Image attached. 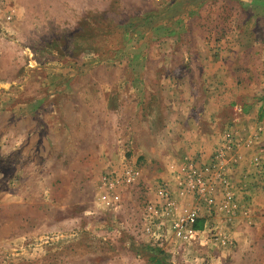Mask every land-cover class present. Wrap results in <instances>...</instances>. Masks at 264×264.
<instances>
[{"label":"rangeland","instance_id":"374dc122","mask_svg":"<svg viewBox=\"0 0 264 264\" xmlns=\"http://www.w3.org/2000/svg\"><path fill=\"white\" fill-rule=\"evenodd\" d=\"M238 53L264 74V0H0V264L146 261L139 209L152 185L172 188L176 164L210 156L225 130L241 138L231 120ZM204 85L232 105L208 110L219 137L190 154L192 131L206 130ZM188 86L193 95L179 92ZM125 165L142 184L106 208L99 177ZM245 196L222 226L224 248L170 236L156 247L170 264H264V201L250 212Z\"/></svg>","mask_w":264,"mask_h":264},{"label":"built area","instance_id":"2783aa9c","mask_svg":"<svg viewBox=\"0 0 264 264\" xmlns=\"http://www.w3.org/2000/svg\"><path fill=\"white\" fill-rule=\"evenodd\" d=\"M258 131L251 139L257 138ZM234 132L225 130L220 148L212 150L210 156L191 155L176 164L172 172V188L164 180L152 185L151 199H146L139 209L140 232L144 242L161 247L170 236L186 245L224 248L229 244L222 226H227L244 211L239 210L240 204L224 166V153L241 144ZM251 165L254 175L256 173L259 178L263 175L264 178V161L254 160ZM98 183L101 189L97 198L106 208L118 205L121 188L142 184L139 170L130 165L104 173ZM176 196L184 198L182 207ZM197 221L201 222L200 227H196ZM134 264L147 262L138 259Z\"/></svg>","mask_w":264,"mask_h":264},{"label":"crops","instance_id":"0c3cea01","mask_svg":"<svg viewBox=\"0 0 264 264\" xmlns=\"http://www.w3.org/2000/svg\"><path fill=\"white\" fill-rule=\"evenodd\" d=\"M247 23H243L240 25V28H245ZM243 41L236 42V47L239 49L242 45ZM247 44V41H244ZM257 42V41H256ZM251 47V45H249ZM249 47V51L252 54V48ZM241 52V50H240ZM239 55L238 63L241 66L238 69V72L234 74L231 73V77H236L235 86H234V94L236 101L233 102V107L235 111H237L236 118H231L232 126L238 130L241 138V144L235 151L228 153L229 155L225 158L227 169V176L229 179V184L232 186L236 197L245 196L244 201H248L246 207L250 208V212L254 209H258V206H262L263 204L260 201H264V189H259L256 185V177L253 175V166L251 162L254 160L264 161V79L261 83V79L264 78V74H260L254 69L249 63L245 64L242 61V58ZM202 62V59H199ZM202 67L198 69V73L196 74L198 78H203L202 71H200ZM248 69V72L245 70ZM264 70V69H262ZM263 72V71H262ZM264 73V72H263ZM227 74V73H223ZM229 74V73H228ZM225 76V75H224ZM259 80V81H258ZM189 92L179 90V92H185L187 94L193 95L194 89L191 86H188ZM187 88V89H188ZM191 88V89H190ZM208 88L211 90L206 91ZM200 90H203L200 93L204 96L200 99V103L198 104V111L200 112V121H203L206 127V130H202V132L192 131L194 132L190 148L188 150L190 154L196 151H209L210 148L214 145L217 138L219 137V133L217 130H212L214 127L213 124L216 122L215 118H210L208 110L220 111L228 108L227 104L232 105L230 103H224V94L225 89H215L213 87H207L204 85L203 88L200 87ZM175 90H177L175 88ZM185 90V87H183ZM192 90V91H191ZM169 92H172V89H169ZM206 93V94H205ZM213 94L215 96V100H213L212 96L210 100H208L209 95ZM220 94V95H219ZM261 95L259 97H255V95ZM189 97V96H188ZM190 99L189 104H195L197 98ZM220 97V98H219ZM194 101V103H192ZM187 104V99L184 101ZM183 103V104H184ZM218 119H223L224 121V113L222 116H218ZM220 121V120H219ZM217 123V122H216ZM258 131V136L256 139H251L252 135ZM205 132V133H204ZM187 151V152H188ZM186 153V154H189ZM254 177V178H253ZM245 190V191H244ZM242 193H245L242 195Z\"/></svg>","mask_w":264,"mask_h":264},{"label":"trees","instance_id":"16d2710c","mask_svg":"<svg viewBox=\"0 0 264 264\" xmlns=\"http://www.w3.org/2000/svg\"><path fill=\"white\" fill-rule=\"evenodd\" d=\"M138 253L143 256L149 264H170L165 260V255L156 246H141Z\"/></svg>","mask_w":264,"mask_h":264}]
</instances>
